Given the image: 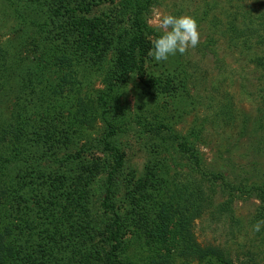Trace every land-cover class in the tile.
<instances>
[{
  "label": "rangeland",
  "instance_id": "1",
  "mask_svg": "<svg viewBox=\"0 0 264 264\" xmlns=\"http://www.w3.org/2000/svg\"><path fill=\"white\" fill-rule=\"evenodd\" d=\"M15 1L24 17L10 7L9 0H0V48L2 53H10L0 52V122H10L23 113L17 105L24 103L26 120L33 123L46 105L38 91L42 86L48 88L47 108L51 103L60 106L62 116L53 117L52 124L60 125V129L57 136L48 138L47 151L58 161L79 152L85 155L86 161L78 169H93L95 173L93 186L88 188L89 211L95 218L100 214L104 180L113 167L112 157L103 150L106 130L101 111L96 108L103 91L100 71L108 67L112 49H95L112 47L111 31L120 33L129 26L132 0H44L43 6L35 4V0ZM74 8H77L72 10L75 15L65 19L50 17L55 16L51 12L65 13ZM48 10L49 13H44ZM246 10L264 13V0H159L152 8L148 23L157 13L189 14L198 21L201 35L196 48L166 62L157 63L145 55L144 73L130 76L120 91L116 112L122 122L130 124V129L115 142L125 156L116 201L128 221L137 218L132 212V202L134 199L141 202L140 187L164 183L165 188H172L173 181L199 178L185 167L175 146L146 133L147 123L168 124L174 133L197 142L204 163L223 173L229 184H244L247 188L264 184V147L260 145L264 141V119L258 85L261 72L240 48L227 43L224 26L229 12H239L240 16ZM24 23L30 26L24 27ZM154 37L150 38V44ZM43 41L72 49L77 58L85 57L77 75L68 83L51 78L40 63L30 62L40 56L36 49ZM106 51L107 54L103 53ZM6 70L32 79L35 94L19 96L21 82L15 79L6 84ZM169 84L174 88L170 93L159 89ZM28 87L31 88L30 84ZM25 143V140L18 142L21 147ZM39 165L53 171L55 177L50 181L53 185L66 186L73 174L72 169L64 166L48 162ZM156 166L164 170H156ZM151 168L158 174L152 183ZM11 176L16 177V172L12 171ZM218 190L211 205H205L195 215L186 212L187 225L183 227L181 221L178 231L170 233L161 255L164 264H208L205 256H215L214 264L216 257L232 264H264V228L259 233L252 231L259 220L257 193L245 190L244 194H237L228 209L226 191L222 192L220 187ZM125 225V256L136 260L135 256L146 250L142 234L137 233L143 231H138L141 225L130 222Z\"/></svg>",
  "mask_w": 264,
  "mask_h": 264
},
{
  "label": "trees",
  "instance_id": "2",
  "mask_svg": "<svg viewBox=\"0 0 264 264\" xmlns=\"http://www.w3.org/2000/svg\"><path fill=\"white\" fill-rule=\"evenodd\" d=\"M35 1L41 6L46 3L44 0ZM158 1L132 0L129 26L120 33L111 31L112 40L109 43L112 47L95 49H112L108 67L100 71L103 75V91L97 98L96 108L101 111L100 118L105 124L103 150L113 159V167L103 183L104 197L98 207L100 214L97 213L95 218L90 215L88 198V188L93 186L95 173L93 169H78L86 161L83 159L85 155L79 152L77 156L69 155L58 161L47 151L48 138L57 136V130L60 129V125L52 124L53 117L62 116L60 106L51 103L47 108L48 98L45 95L48 88L42 86L38 91L46 105L44 112L38 114L33 123L26 120L27 107L24 103L17 105L23 113L11 118L10 122H0V264H124V261L129 264H164V256L161 255L170 233L178 231L177 225L181 221L183 227L187 225L186 212L195 215L205 205H211L214 194L219 193L218 187L227 193L225 206L228 209L237 194H244L245 190L256 192L260 201L258 217L264 220V184L252 188L244 184H229L223 173L204 163L197 142L179 136L168 124L161 122L145 124L146 133L175 146L185 167L199 178L186 182L173 181L175 184L172 188H165L164 183L140 187L141 202H135V199L132 202V212L139 221H128L120 211L116 198L125 156L115 142L121 134L129 131L130 124L118 118L116 108L120 91L128 78L133 74L144 73L142 61L151 47L150 38L156 35V30L148 23V16ZM9 2L19 16H25L15 0ZM76 9H68L65 13L51 12L55 16H49L65 19L75 15L72 10ZM246 11L240 16L239 12L227 14L225 34L227 43L240 48L261 72L258 85L264 119V13ZM44 13H49V10ZM23 25L30 26L27 23ZM37 51L40 56L30 62L40 63L51 78L62 79L65 84L75 76L77 68L85 60V57L77 58L78 54L72 49L55 47L45 44V41ZM0 52H3L1 48ZM4 53L10 55L9 52ZM103 53L107 54V51ZM23 60L26 61L25 58ZM24 73L28 74L27 69ZM25 75H13L11 71L4 74L6 84L15 79L21 82L18 85L22 87L19 94L22 98L25 93L35 94L37 91L32 88V79ZM159 89L170 93L174 88L169 84ZM82 110L85 111L83 105ZM137 123L142 125L140 120ZM23 140L26 142L25 147L19 145ZM260 145L264 147V141ZM42 162L72 169L73 174L66 186L50 183L55 176L50 168H41L39 164ZM155 169L164 170L162 166H156ZM12 171L16 172V177L11 176ZM150 173L149 182L152 183L153 177H158V174L154 168L150 169ZM221 181L223 183L218 186ZM206 185L212 194H207L205 190H209ZM126 222L141 225L138 231H143L137 233L142 234L146 250L143 255L135 256L136 260L125 256ZM213 257L205 256L203 259L208 264H214ZM216 260V264H232L222 258L216 257Z\"/></svg>",
  "mask_w": 264,
  "mask_h": 264
},
{
  "label": "clouds",
  "instance_id": "3",
  "mask_svg": "<svg viewBox=\"0 0 264 264\" xmlns=\"http://www.w3.org/2000/svg\"><path fill=\"white\" fill-rule=\"evenodd\" d=\"M149 24L155 27L157 34L151 40L148 56L157 63L166 62L177 54L184 55L200 42L198 21L192 15L157 13ZM262 228L264 220H257L252 231L259 233Z\"/></svg>",
  "mask_w": 264,
  "mask_h": 264
}]
</instances>
